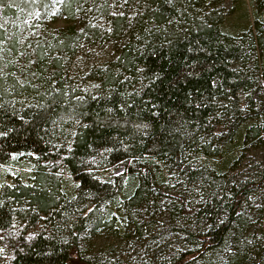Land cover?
<instances>
[{
	"label": "trees",
	"instance_id": "obj_1",
	"mask_svg": "<svg viewBox=\"0 0 264 264\" xmlns=\"http://www.w3.org/2000/svg\"><path fill=\"white\" fill-rule=\"evenodd\" d=\"M208 1L0 0V161L26 155L40 167L31 182L0 181L6 264H197L201 257L209 264L204 256L231 239L225 264H264L246 214L264 187V156L246 168L255 167L250 175L228 173L264 129V0L241 35L224 26L230 11ZM53 9L71 23L37 36ZM97 47L104 59L75 72V59ZM201 155L209 162L196 161ZM119 164L123 172L102 175ZM59 166L73 178L68 188L54 182ZM163 171L181 178L178 192L161 187ZM196 185L191 208L187 190ZM159 192L180 202L175 213H192L184 248L134 263L83 255L81 234L95 208L121 194L139 200Z\"/></svg>",
	"mask_w": 264,
	"mask_h": 264
},
{
	"label": "rangeland",
	"instance_id": "obj_2",
	"mask_svg": "<svg viewBox=\"0 0 264 264\" xmlns=\"http://www.w3.org/2000/svg\"><path fill=\"white\" fill-rule=\"evenodd\" d=\"M216 1L218 4L212 10L230 11L225 19L224 26L232 33L241 35L249 27H253L255 23L254 11L257 8L256 0H209L211 5ZM210 9V8H209ZM60 11V10H59ZM59 11H47L45 19L47 21L46 27H40L37 31L45 35L48 32L55 31L59 28H65L71 23L65 19ZM49 12V13H48ZM97 17L99 15H96ZM95 16V17H96ZM259 17L264 24V6L260 8ZM101 19V18H100ZM103 20V19H102ZM104 21V20H103ZM78 22L74 24L77 25ZM35 34V33H34ZM103 38H100V41ZM105 40V39H104ZM103 41V40H102ZM104 44V43H103ZM100 45V44H98ZM106 46V45H103ZM98 48V49H97ZM92 50H83V52L75 59L73 69L75 72H82L86 69L88 62L91 63L94 59L105 55L99 47ZM95 53V56L89 57V52ZM259 70L260 75H264V48H259ZM104 59V57H101ZM82 89L92 87L91 83L84 84L81 81L77 82ZM262 120H260L261 122ZM261 129L262 127L259 126ZM68 141L73 138V129L67 130ZM258 136V135H257ZM260 136L264 137V129L259 134V137L253 136L251 141L245 143L241 153V161L228 168V173L234 174L238 177L250 175L255 167L250 171L247 167L253 165L256 157L264 156V144L260 142ZM258 140V141H256ZM259 142V143H258ZM228 148V146L226 147ZM231 148V151H234ZM229 151V149H227ZM206 156L201 155L196 161L203 163ZM223 157L218 156L210 160L212 163L217 160H222ZM207 161V159H206ZM209 162V161H207ZM40 163H47L41 161ZM48 164V163H47ZM48 167V165H46ZM39 162L34 157L21 155L13 158L10 162L0 161V181L14 182H31L34 175H37L39 169ZM55 172L56 186L59 189L62 187L68 188L73 185L74 181L69 174L67 168L59 166ZM102 175L114 176L124 171V165L119 164L112 166L105 170H101ZM164 172V171H163ZM237 173V174H236ZM68 178V182L63 179ZM62 179V181H60ZM165 181L161 183V187L171 193L178 192L174 187L178 185L182 187V180L176 174H168L164 172ZM185 187V186H184ZM195 192L187 190L189 207L194 208L198 204L200 198L199 186L194 187ZM65 191V190H64ZM157 194V195H156ZM181 205L174 196L165 195L163 193H153L146 197V199H135V196L127 197L119 195L116 199L108 200L107 202L95 208L94 216H92L87 228L81 234V251L87 257L102 256L110 258H123L125 261L134 263L139 259L148 256L152 252L159 251L158 255L167 256L177 253L182 249L181 238L186 237L185 227L194 229L192 213H189L188 208L185 207L182 213H175L174 205ZM246 214L251 219L250 235L254 237L257 243L264 244V187L251 199L246 205ZM175 213V214H174ZM111 214V215H110ZM98 217V218H97ZM192 219V223L187 222ZM188 220V221H187ZM175 225V226H174ZM174 226V227H173ZM183 228V229H182ZM248 232V234H249ZM180 237V238H179ZM180 240V241H179ZM251 240V239H250ZM229 245L221 247L215 251L209 252L206 259H209V264H225L228 260V252L233 251L232 239ZM184 248V247H183ZM227 253H226V252ZM7 250L2 248V256L0 257V264H6ZM204 258H200L197 264H204ZM207 263V262H206Z\"/></svg>",
	"mask_w": 264,
	"mask_h": 264
}]
</instances>
